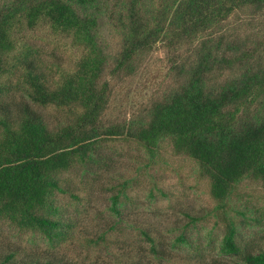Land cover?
<instances>
[{"label":"trees","instance_id":"16d2710c","mask_svg":"<svg viewBox=\"0 0 264 264\" xmlns=\"http://www.w3.org/2000/svg\"><path fill=\"white\" fill-rule=\"evenodd\" d=\"M261 12L264 0H0V231L6 226L22 240L0 264L19 254L24 264H69L52 253L69 244L94 261L97 248L131 252L121 232L93 237L76 219L90 194L88 176L114 168L106 149L120 142L144 152L145 170L166 161L162 150L186 159L209 202L190 218L212 221L220 251L235 264H264V248L245 232L264 226V36L246 43L229 31L230 17ZM101 15L110 49L98 35ZM39 28L50 37L47 51L26 37ZM157 44L168 53L167 88L143 103L126 93L123 107L137 109L116 112L115 87L131 85ZM116 185L110 209L120 213L134 182ZM154 188L164 193L153 184L150 196ZM141 234L153 258H164L160 239ZM177 238L190 249L180 264H205L200 247ZM38 242L52 255L43 262L32 257ZM146 257L136 253L140 261L127 264Z\"/></svg>","mask_w":264,"mask_h":264},{"label":"rangeland","instance_id":"374dc122","mask_svg":"<svg viewBox=\"0 0 264 264\" xmlns=\"http://www.w3.org/2000/svg\"><path fill=\"white\" fill-rule=\"evenodd\" d=\"M263 13L251 17L241 13L239 19L230 17L229 24L232 28L229 31L238 40H245L246 43L258 41L264 36ZM98 35L102 44L110 49L113 44L112 32L102 15L99 18ZM26 37L33 40L35 44L41 45L44 51L52 47L47 43L50 37L46 35L44 28L33 30ZM167 56L168 53L162 50L160 44H157V47L142 62L137 76L128 81L131 85L119 83L115 87L118 100L115 101L116 112L122 109L125 116L128 117L137 109L136 105H131L130 102L126 107H123L121 102L126 93H128V97L125 98L130 100L135 97L138 100L137 103H143L151 93L155 94L167 88L170 82L164 77L170 66ZM69 64L66 63L65 68ZM163 77L164 83L160 81ZM161 83L162 85H160ZM157 87H159L158 90H156ZM37 110L41 111L51 125L56 123L50 110L43 108H37ZM123 144V142L115 143V149H106V152L111 153L113 159L114 168L112 170L96 169L94 179L92 176H88L90 178L88 180L91 182L89 186L86 185V189L89 188L90 194L85 202L84 210L76 215V219L79 222L80 230L93 237L98 236L102 231H107L108 234L121 232V237L125 241L133 242L134 247L130 249L131 252H128L125 257L123 248L115 246L109 250L97 248L99 258L94 261L92 258L81 259L82 252L77 249V245L69 244L62 245V248L56 253L52 252L53 255L58 258L62 257L69 264H127L130 260L139 262V258L138 261H135L136 253L142 252L147 256L145 258L147 261L143 264H180V255H185L190 251L188 246L177 238L179 235H183L191 241L193 247H200L205 264H235L232 254L220 251L221 234L213 226L212 221L190 218V216L196 218L203 215L209 202L208 196L202 188L194 185L191 166L187 160L181 156L169 157V152L162 150V155L167 158L166 161L163 160L145 170L142 167L144 152L133 145L121 146ZM122 179H131L134 182L130 191L131 202L124 208L120 207V213H115L110 209V197L118 187L116 184ZM153 184L164 193L160 194L154 188L153 192L156 196H150L149 189L153 187ZM113 228L116 230L113 231ZM142 229L160 239L165 255L160 261L153 258L154 255L149 250L150 243L141 234ZM245 232L248 238L252 239L256 249L264 248V226L247 228ZM16 236L13 230L3 226L0 231V258L22 246L21 238ZM36 244L33 249V258L36 257L43 262V259L48 255L52 256L46 242ZM24 260L26 257L19 254L16 260L4 264H24Z\"/></svg>","mask_w":264,"mask_h":264}]
</instances>
